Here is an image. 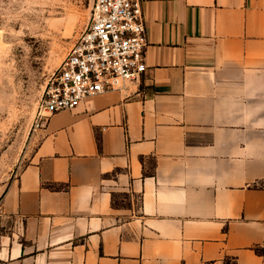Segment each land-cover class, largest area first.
Wrapping results in <instances>:
<instances>
[{
  "label": "crops",
  "instance_id": "1",
  "mask_svg": "<svg viewBox=\"0 0 264 264\" xmlns=\"http://www.w3.org/2000/svg\"><path fill=\"white\" fill-rule=\"evenodd\" d=\"M142 9L146 70L45 118L0 264H264V0Z\"/></svg>",
  "mask_w": 264,
  "mask_h": 264
},
{
  "label": "rangeland",
  "instance_id": "2",
  "mask_svg": "<svg viewBox=\"0 0 264 264\" xmlns=\"http://www.w3.org/2000/svg\"><path fill=\"white\" fill-rule=\"evenodd\" d=\"M94 1L0 0V199L35 150L46 82L87 26ZM3 226L14 228L10 220Z\"/></svg>",
  "mask_w": 264,
  "mask_h": 264
},
{
  "label": "built area",
  "instance_id": "3",
  "mask_svg": "<svg viewBox=\"0 0 264 264\" xmlns=\"http://www.w3.org/2000/svg\"><path fill=\"white\" fill-rule=\"evenodd\" d=\"M147 42L142 0H95L87 26L46 82L39 114L72 109L138 78Z\"/></svg>",
  "mask_w": 264,
  "mask_h": 264
},
{
  "label": "water",
  "instance_id": "4",
  "mask_svg": "<svg viewBox=\"0 0 264 264\" xmlns=\"http://www.w3.org/2000/svg\"><path fill=\"white\" fill-rule=\"evenodd\" d=\"M91 11H92V9H91Z\"/></svg>",
  "mask_w": 264,
  "mask_h": 264
}]
</instances>
